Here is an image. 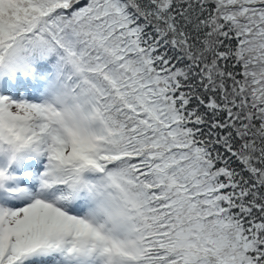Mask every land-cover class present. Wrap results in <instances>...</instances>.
<instances>
[{
	"label": "snow or ice",
	"instance_id": "1",
	"mask_svg": "<svg viewBox=\"0 0 264 264\" xmlns=\"http://www.w3.org/2000/svg\"><path fill=\"white\" fill-rule=\"evenodd\" d=\"M0 264H264V0H0Z\"/></svg>",
	"mask_w": 264,
	"mask_h": 264
}]
</instances>
